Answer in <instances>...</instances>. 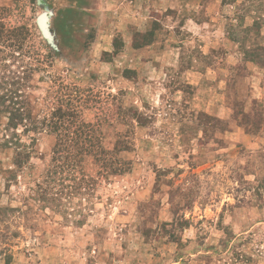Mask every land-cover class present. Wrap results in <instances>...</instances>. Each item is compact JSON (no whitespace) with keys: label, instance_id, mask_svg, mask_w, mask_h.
Masks as SVG:
<instances>
[{"label":"rangeland","instance_id":"rangeland-1","mask_svg":"<svg viewBox=\"0 0 264 264\" xmlns=\"http://www.w3.org/2000/svg\"><path fill=\"white\" fill-rule=\"evenodd\" d=\"M3 27L0 87L34 116L79 96L125 171L60 175L43 133L11 175L0 147V264H264V0H0Z\"/></svg>","mask_w":264,"mask_h":264},{"label":"trees","instance_id":"trees-1","mask_svg":"<svg viewBox=\"0 0 264 264\" xmlns=\"http://www.w3.org/2000/svg\"><path fill=\"white\" fill-rule=\"evenodd\" d=\"M17 36L14 35V29L8 30L3 27L0 41L2 40L4 50H11L14 47L11 51L18 52L21 56L23 38ZM34 59H36L35 64L30 63L28 68L31 74L39 72V69L47 64L41 59ZM24 80L25 78L21 77L8 84H3V81L1 82L2 87H0V89L4 87L6 90V93L0 96V107H3L1 113L5 114L8 120L3 129L0 147L13 150L12 164L14 168L7 171L9 174L14 175L26 167L33 152V145L36 141L35 135L43 133L56 135L57 142L54 155L58 164L56 168L60 175L64 169L68 172H75L85 162V159L86 162L87 159L92 161L91 164L98 168V175L104 179L109 175L115 176L125 171L121 163L107 159L109 152L105 151L100 140H96V127L92 123L82 120L78 109L81 100L79 96L70 100L67 111H63L62 108L53 109L51 112L41 110L40 115L34 116L30 104L27 101H22L23 94L20 88L23 87L24 84L21 82ZM18 128L22 129L20 133H17ZM29 134L32 136L29 137ZM22 136H28L30 144L23 143L20 139ZM37 186L40 187V185ZM89 189L88 184L84 186L82 195H87ZM42 193L47 194V190L42 189Z\"/></svg>","mask_w":264,"mask_h":264},{"label":"water","instance_id":"water-1","mask_svg":"<svg viewBox=\"0 0 264 264\" xmlns=\"http://www.w3.org/2000/svg\"><path fill=\"white\" fill-rule=\"evenodd\" d=\"M39 27L42 30V32H44L45 30V18L44 17H40L39 21H38Z\"/></svg>","mask_w":264,"mask_h":264}]
</instances>
